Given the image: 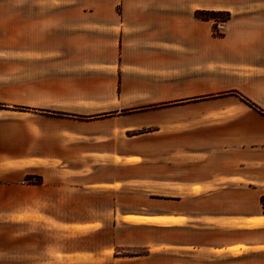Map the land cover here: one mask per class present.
Segmentation results:
<instances>
[{
    "label": "crops",
    "instance_id": "1",
    "mask_svg": "<svg viewBox=\"0 0 264 264\" xmlns=\"http://www.w3.org/2000/svg\"><path fill=\"white\" fill-rule=\"evenodd\" d=\"M197 11L230 12L223 36ZM263 196L264 0H0V230L19 247L264 264Z\"/></svg>",
    "mask_w": 264,
    "mask_h": 264
},
{
    "label": "rangeland",
    "instance_id": "2",
    "mask_svg": "<svg viewBox=\"0 0 264 264\" xmlns=\"http://www.w3.org/2000/svg\"><path fill=\"white\" fill-rule=\"evenodd\" d=\"M225 16L224 13H212V32L215 37H221L216 34H224V23L221 21ZM215 20L219 22L216 23ZM18 244L19 241L12 234L1 232L0 230V264H72L70 262H63L59 258L51 257L47 254L46 257L36 256L34 249L19 247Z\"/></svg>",
    "mask_w": 264,
    "mask_h": 264
},
{
    "label": "trees",
    "instance_id": "3",
    "mask_svg": "<svg viewBox=\"0 0 264 264\" xmlns=\"http://www.w3.org/2000/svg\"><path fill=\"white\" fill-rule=\"evenodd\" d=\"M212 13H224L226 16L225 18L221 21L222 23L228 21L231 17V14L230 12L228 11H197L196 12V16L198 18H201V19H213L212 17ZM216 23H218L219 21H216ZM217 36H223V33L222 34H216ZM27 181L29 182H33V183H39L41 181V178L40 177H32V176H29L27 177ZM262 201H263V204H264V196L262 197Z\"/></svg>",
    "mask_w": 264,
    "mask_h": 264
}]
</instances>
